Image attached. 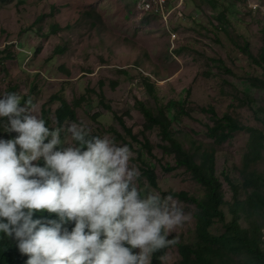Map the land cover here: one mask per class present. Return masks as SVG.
Wrapping results in <instances>:
<instances>
[{
    "label": "rangeland",
    "instance_id": "obj_1",
    "mask_svg": "<svg viewBox=\"0 0 264 264\" xmlns=\"http://www.w3.org/2000/svg\"><path fill=\"white\" fill-rule=\"evenodd\" d=\"M170 7L166 22L141 10L137 0H0V96L16 87L21 99L31 98L35 114L42 117L43 109L48 110L51 128L58 127L60 106L52 102L54 96L74 106L81 100L78 119L71 122L83 121L91 134L108 135L127 145L134 154L130 166L140 172L141 189L161 196L163 191L187 190L204 197L207 189L185 167L165 169L177 166L176 155L165 151L168 142L159 128L147 129L148 120L139 107L140 102L157 106L150 78L186 148L216 152L227 221L218 220L212 230L221 235L233 220L230 204L236 196L230 180L241 187L240 197L247 198L244 184L252 172L264 176V156L247 167L250 133L239 132L224 144L216 143L208 128L216 119L201 108L215 107L220 116L230 113L248 126L264 128L258 118L264 88L250 80L264 69L246 52L249 48L261 56L264 50V0H172ZM7 123L0 117V138L17 135L7 133ZM61 139L74 143L66 132ZM148 139L153 152L145 146ZM147 168L157 172L160 188L146 177ZM173 199L190 219L169 234L196 244L197 205ZM253 221L264 228V213L253 215V220L245 216L241 223L252 229ZM226 254V261L218 264H259L246 251L227 248ZM182 260L175 245L164 264H183Z\"/></svg>",
    "mask_w": 264,
    "mask_h": 264
},
{
    "label": "clouds",
    "instance_id": "obj_2",
    "mask_svg": "<svg viewBox=\"0 0 264 264\" xmlns=\"http://www.w3.org/2000/svg\"><path fill=\"white\" fill-rule=\"evenodd\" d=\"M20 105L14 92L0 96L7 133L17 134L0 138V233L26 264H152L174 243L168 233L190 214L171 195L139 187L127 145L91 135L83 121L49 128L31 98ZM45 211L59 220L44 222Z\"/></svg>",
    "mask_w": 264,
    "mask_h": 264
},
{
    "label": "trees",
    "instance_id": "obj_3",
    "mask_svg": "<svg viewBox=\"0 0 264 264\" xmlns=\"http://www.w3.org/2000/svg\"><path fill=\"white\" fill-rule=\"evenodd\" d=\"M6 2L8 0H2ZM171 9V7H170ZM156 16V15H154ZM159 17V16H158ZM58 31V26H54L52 30L53 34ZM249 56L253 59L254 63L264 69V50L261 56L255 55L250 52L249 48L246 50ZM149 79V87L151 93L157 100V106L149 107L145 102H140L139 107L145 114L148 124L147 129L159 128L160 134L168 145L164 146L165 151L170 154L176 155L177 166H165L167 171H174L180 167H185L189 172L193 174L194 179L199 181L206 189V196H197L187 190L181 191H163L164 196L171 195L173 198L189 202L197 205V221L198 226L196 229V235L199 242L196 244L180 242L174 235L168 233L167 238L174 243L169 244L167 247L160 249L152 254V264H164V259L167 257L169 250L173 246H178L182 256L183 264H218L220 261L225 262V254L227 248L236 252L246 251L258 263L263 264L264 260V228L260 223L253 221V228L246 229L242 226L241 221L244 217H248L253 220V215H259L264 213V176L252 172L250 177L247 178L244 186L248 189V196L245 199L240 197L241 187L236 182H232L235 189V201L230 204L233 220L230 224H227V231L221 235H216L212 228L218 220L222 222L227 221V216L224 211L226 205V198L224 192V183L218 175L217 171V157L215 151L205 150L202 147L196 146L194 150L186 148L185 144L177 137L173 128V119L170 117L168 107L161 100L160 96L156 93L155 84L151 83ZM252 83L260 88H264V73L262 75L253 76ZM16 93V87H10L9 93ZM27 97L21 99V107L27 100ZM251 99V98H250ZM57 101L60 106L56 110L57 126L63 127L65 122L77 121V110L81 100L76 102V105L70 104L67 99L62 96H54L52 102ZM251 101V100H250ZM201 111L207 113H213L216 119L215 125H208L209 136L215 139L216 143L224 144L232 140L239 132H249V152L246 155V165L250 167L254 162L260 161L264 156V128L257 126H248L242 123L238 118L230 113L220 116L215 107L201 108ZM191 115L190 112H187ZM179 117L180 114H177ZM46 126L51 128V120L48 116V110L43 109L42 117ZM260 122L264 125V108H261L258 116ZM124 126L126 123L122 120ZM132 137L137 139L132 129H127ZM93 136H99L97 134H91ZM128 141V140H127ZM132 146V143L129 142ZM145 146L150 152H153V145L148 139ZM203 151V152H202ZM201 159V161L199 160ZM40 166H44V161L41 159L36 162ZM145 175L155 188H160L159 177L157 172L153 168H147ZM48 220H59V217L55 213H48L45 211L44 222ZM64 227L68 231H71L74 227V223L69 222L64 224ZM133 251H138L133 250ZM259 252V253H258ZM227 255V254H226ZM260 255V256H258ZM28 260L27 255H22L18 248L16 241L12 238L6 237L3 233H0V264H26Z\"/></svg>",
    "mask_w": 264,
    "mask_h": 264
},
{
    "label": "built area",
    "instance_id": "obj_4",
    "mask_svg": "<svg viewBox=\"0 0 264 264\" xmlns=\"http://www.w3.org/2000/svg\"><path fill=\"white\" fill-rule=\"evenodd\" d=\"M172 0H137L138 6L146 13L159 16L166 22L170 20V4ZM177 35H175V38Z\"/></svg>",
    "mask_w": 264,
    "mask_h": 264
},
{
    "label": "bare ground",
    "instance_id": "obj_5",
    "mask_svg": "<svg viewBox=\"0 0 264 264\" xmlns=\"http://www.w3.org/2000/svg\"><path fill=\"white\" fill-rule=\"evenodd\" d=\"M263 242H264V241H263ZM263 245H264V244H263ZM258 253H259V252H258ZM258 256H260V255H258ZM263 257H264V256H263ZM261 262H262V261H260V264H261ZM263 264H264V260H263Z\"/></svg>",
    "mask_w": 264,
    "mask_h": 264
}]
</instances>
